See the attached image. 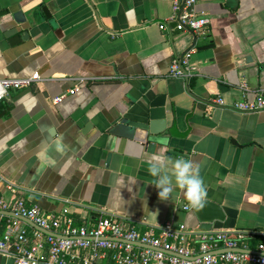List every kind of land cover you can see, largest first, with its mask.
Instances as JSON below:
<instances>
[{
	"label": "crops",
	"instance_id": "obj_1",
	"mask_svg": "<svg viewBox=\"0 0 264 264\" xmlns=\"http://www.w3.org/2000/svg\"><path fill=\"white\" fill-rule=\"evenodd\" d=\"M173 2L0 0V78L41 76L0 102V198L77 222L113 214L142 229L172 222L264 236V109L236 107L264 95V0H199L210 18L201 34L176 28ZM17 10L28 22L15 37H27L13 43ZM190 51L195 68L172 75ZM162 94L163 133L123 123L143 120ZM154 154L195 161L225 218L201 222L179 188L161 200ZM0 264L14 262L0 254Z\"/></svg>",
	"mask_w": 264,
	"mask_h": 264
},
{
	"label": "built area",
	"instance_id": "obj_2",
	"mask_svg": "<svg viewBox=\"0 0 264 264\" xmlns=\"http://www.w3.org/2000/svg\"><path fill=\"white\" fill-rule=\"evenodd\" d=\"M198 1L174 0L169 19L180 32L201 34L210 23V18L197 9ZM191 55L192 51L173 61L172 75H189L195 68ZM40 79L39 73L24 78H0V102L10 89L28 87ZM65 98L66 94H62L54 97V101ZM236 107L244 111L264 109V95L259 94L255 102H241ZM5 186L17 192L10 182ZM0 210V254L11 257L14 264H103L107 261L112 264H264V241L252 245L259 235L257 232L205 229L172 222L142 229L137 223L113 214H99L77 222L66 211L46 212L37 204H28L25 197L14 202L0 198ZM18 216L29 219L38 228Z\"/></svg>",
	"mask_w": 264,
	"mask_h": 264
},
{
	"label": "clouds",
	"instance_id": "obj_3",
	"mask_svg": "<svg viewBox=\"0 0 264 264\" xmlns=\"http://www.w3.org/2000/svg\"><path fill=\"white\" fill-rule=\"evenodd\" d=\"M147 163L148 172L154 178L151 183L159 190L158 196L161 200H171L175 187L182 190L186 207L193 210L204 207L207 189L195 161L183 156L173 158L154 154Z\"/></svg>",
	"mask_w": 264,
	"mask_h": 264
},
{
	"label": "water",
	"instance_id": "obj_4",
	"mask_svg": "<svg viewBox=\"0 0 264 264\" xmlns=\"http://www.w3.org/2000/svg\"><path fill=\"white\" fill-rule=\"evenodd\" d=\"M8 12H6L7 14ZM14 21L17 23V25L13 26L10 29V33L13 34V43L20 40L21 38H26L27 33L20 37L17 36V32L19 31V25L25 24L28 22V16L25 14L23 10H17L16 12L12 13ZM249 58V57H248ZM166 96L165 95H158L155 98H153L149 103V108L145 112L143 116V120L136 121L132 119H126L123 121L125 125H127L129 128L133 127H139L144 129L146 132H148V136H157L161 133H163L167 127V119H166ZM90 125H87L89 127ZM1 211V210H0ZM197 217L201 222H213L215 220H223L225 218V213L221 207L220 204H217L213 201L206 200L205 205L202 209L194 210ZM4 213H8L7 211H3ZM13 214V213H11ZM17 216L16 214H13ZM19 218L26 220L30 224L34 225L36 228H38L33 222H31L29 219L18 216Z\"/></svg>",
	"mask_w": 264,
	"mask_h": 264
},
{
	"label": "trees",
	"instance_id": "obj_5",
	"mask_svg": "<svg viewBox=\"0 0 264 264\" xmlns=\"http://www.w3.org/2000/svg\"><path fill=\"white\" fill-rule=\"evenodd\" d=\"M256 241H264V236H262V235H260V234L257 235V236H256V240L252 241V245H253V246L255 245Z\"/></svg>",
	"mask_w": 264,
	"mask_h": 264
}]
</instances>
